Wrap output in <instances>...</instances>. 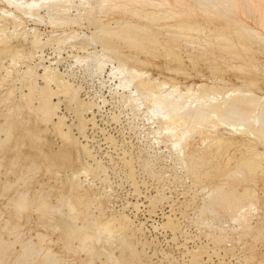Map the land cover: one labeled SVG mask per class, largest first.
Returning <instances> with one entry per match:
<instances>
[{
	"label": "bare ground",
	"instance_id": "6f19581e",
	"mask_svg": "<svg viewBox=\"0 0 264 264\" xmlns=\"http://www.w3.org/2000/svg\"><path fill=\"white\" fill-rule=\"evenodd\" d=\"M248 4L259 14L258 23L264 30V0H0L2 5L0 6V86L4 87L9 78L16 75L13 74L15 71L20 72L16 67L25 63L23 67L26 68L21 70V73H18L19 77L16 78L28 91L21 95L32 112L37 115L40 124H44L46 128L51 127L62 142V147L57 152L46 155L49 167L56 166L58 159H63L71 165L75 162L80 165L78 168L70 165L71 174L66 173V169L56 172L57 175H61V172L66 173V182L63 183V191L58 194V198L62 199V202L63 199L65 200L75 221L79 218L83 221L80 227L75 221L72 226L67 227L68 236L79 234L80 229H83L79 234V240L85 243L86 249L88 245L93 248L92 255L97 256L102 264H127L125 259L121 260V257L114 256L112 247L117 246L115 245L117 240L131 246L130 240L133 238L130 237L134 236L136 231L132 227V219L125 215L111 213L102 217L104 214L94 213L96 212L94 208L98 207L95 205L97 192L92 186H87L82 177H87L91 171L99 167L98 160H95L96 168L87 160V157L94 159L96 153H92L86 134L87 122L93 123V126L97 124L94 108L99 107V104L82 99L83 97L80 96L82 85L76 86L70 77L77 73V69L83 71L84 76H98L100 84L109 89L110 95L116 102L128 107L136 115L142 113L147 117L146 119L157 124L155 133L164 135V139L156 140L169 142L181 157V161L197 170L198 179L203 178L202 182H209V185L203 187L209 198L204 210L210 211L211 207H219L222 211L233 213L230 216H233L232 218L240 225L245 224V227L250 228L252 218H249V214L252 215L259 206L264 208V151L260 150L261 146L264 147V88L261 86L264 77L261 76L263 72L257 64L258 54L264 51V33L251 27L242 17L237 18L238 15L247 16ZM230 10L236 17L229 19L226 17ZM27 20L36 24L48 22L53 28H58L60 24L81 27L88 23V25L93 24L97 32L81 35L76 29L65 30V27L61 32L54 33L55 29L53 33L46 34L38 27H28ZM112 23L115 27L112 25L110 28ZM121 39L125 42L124 46L120 43ZM188 40L201 42L199 47L201 56L209 48L217 46L240 59L241 64L235 68L240 73L248 74L242 76L245 87L233 88L231 91L224 90L231 80L217 75L223 71L218 65L212 67L215 74L213 79L218 86L206 82H193L188 85L181 81L180 77L191 76L180 48V41ZM97 45L101 46L100 53H97L98 50H90V47L96 49ZM64 46L70 47L71 50L86 51V54L73 58L67 73H63L59 68L63 61L60 50L58 58L54 60H48L44 54L46 47H55L53 49L57 51ZM143 54L145 58L141 56ZM149 56L154 58L164 56L169 61L161 66L152 62ZM210 56L213 59L212 55ZM36 57L39 58V63L32 64ZM189 59L195 66L196 74L204 76L202 68L197 67L196 58L189 56ZM5 60H8V64H5L7 63ZM45 62L49 64H44ZM148 66L166 69L176 77L156 76ZM40 79L43 84L38 82ZM13 91L10 87L6 94L11 95ZM102 97L108 104L105 95ZM56 99L58 100L55 101ZM62 101L66 102L65 107L76 113L79 121L77 128L80 133L77 135H81L86 143L74 136L76 133H73L72 128L75 127L66 123L65 115H59V105ZM14 102L15 100L13 104ZM86 114H92L91 118H87ZM10 122L14 121L11 119ZM10 129L11 127L6 130L7 139L12 135ZM221 129L226 132H222ZM166 148L169 149L168 146ZM203 164L206 165L204 171L200 170ZM33 167L36 168L35 162ZM131 168L130 172L134 167ZM98 203L101 205L102 202ZM42 206L47 208L50 205L42 204ZM57 211H60V208L58 210L57 207ZM167 218L168 222H165L176 229L178 224L173 223L170 216ZM259 227L260 231L264 229L263 224ZM64 236L67 237L66 233ZM38 237L42 244L44 236L38 234ZM43 248L41 247V250ZM47 255L45 259H49H46L44 264H56L60 260L52 252L48 251ZM21 257L28 258L26 250ZM132 258L135 260L136 257ZM149 262L151 263L150 259ZM22 263L27 264L25 260Z\"/></svg>",
	"mask_w": 264,
	"mask_h": 264
},
{
	"label": "rangeland",
	"instance_id": "374dc122",
	"mask_svg": "<svg viewBox=\"0 0 264 264\" xmlns=\"http://www.w3.org/2000/svg\"><path fill=\"white\" fill-rule=\"evenodd\" d=\"M247 7V16L238 15L237 18L242 17L251 27L264 33L260 23H258L260 22L259 14L253 10L251 5L248 4ZM226 17L229 19L236 17V15L230 10L229 15ZM141 22L144 23V21ZM26 23L28 27H38L46 34L53 33L55 29L54 33L61 32L65 27V30L76 29L81 35H91L97 32L95 26L93 24L88 25V23L81 27L60 24L63 27L59 25L58 28L51 27L52 25H48V22H45L47 24H36L31 20H27ZM111 26L115 27V24L112 23L109 27L111 28ZM120 43L123 46L125 45L122 39ZM200 45L201 42L180 41L185 66L189 68L191 73L188 78L180 77L181 81L186 82L188 85L193 82H206L209 85L218 86L214 82L213 75L215 74L212 69L213 66L218 65L223 71L217 75L231 80L224 90L231 91L233 88L245 87L242 76L248 74L240 73L235 68L241 64L240 59L228 50L217 46L209 48V52H202L201 56ZM64 47H62L63 49H57V51L53 49L55 47H46L44 54L48 60H54L58 58V51L60 50L61 53H59L61 58L63 57V63L61 62L59 68L63 73H67V70H69L67 68L73 58L77 55L86 54V51L81 52L77 49L71 50L68 46ZM125 49L127 50V48ZM90 50H98V52H95L100 53L101 46L97 45L96 49L90 47ZM210 55L213 59L210 58ZM141 56L145 58L144 54ZM189 56L196 58L197 67L202 68L204 76L196 74L195 66ZM148 58L161 66L169 61L164 56L157 58L149 56ZM258 58L257 64L263 72L261 76L264 77V51L262 54H258ZM7 61L5 60V62ZM37 63H39V58L36 57L32 64ZM5 64H8V62ZM24 64L21 63L16 67L20 71L19 74L21 70L26 68L23 67ZM44 64H49V62ZM148 69L153 70L156 76L176 77L175 74L166 69L156 66H148ZM79 70H76L77 73L79 72L78 74L75 73L70 77L71 81L76 86L82 85V90H80L82 99L95 101L99 104V107L94 108L97 124L93 126V123L87 122L88 142L85 139L83 140L81 135H77L79 133L77 128L79 121L76 113L65 107L67 106L65 101H62L59 105L58 112L59 115H65L64 119L68 125L75 127H71L73 133H76L74 136L79 137L85 143L87 142L92 153H96L93 154L94 159L93 157H87V160L92 165L94 164V168L97 166L95 160H98L99 167L91 171L87 177H82L85 180L84 183L87 186H92L97 192L95 205L98 207L94 208V211H96L94 213L97 215L104 214L102 217L109 216L111 213L112 215H125L130 220L132 219L131 224L133 222L132 227L136 231V234L130 237L133 238L130 240L132 244L129 246L117 240L115 242L117 246L112 247L115 253L114 256L121 257V260L125 259L128 262L127 264H264V229L261 231L258 229L259 226L264 225V208L259 206L257 210L253 211L252 215L249 214V218H252L250 228L255 232L247 226L248 230H246L245 224L240 225L238 221L232 218L233 216H230L233 213L222 211L219 207H211L213 209L209 208L210 211H205L204 207L208 204L209 198L203 187L209 185V182H202L203 178L198 179L199 177L196 176L197 170L191 168L192 165L189 166V164L183 163L181 157L169 142H160V140L158 142L156 140L164 139V135L155 133V129L158 127L157 124L146 119L147 117L142 113L136 115L128 107L116 102L110 95L109 89L100 84L98 76H84L83 71ZM18 73L15 71L13 74L16 75H12L4 87L0 86V244L3 245L0 248V264H16V261L17 264H21L24 260L27 264H44L46 259H49H45V257H48V251L54 253L60 259L56 264H88L89 261H91L89 264H102L97 256L92 255L93 248L88 245L90 249L88 247L86 249L84 247L85 243L79 240V234L82 233L83 229H80L79 234L75 233L70 237L68 236L67 227L72 226L75 219L70 213L65 200L63 199L62 202V199L58 198V194L63 191L62 187L63 183L66 182V173L71 174L69 170L71 164L63 159H58L56 166L49 167L46 155L57 152L62 147V142L51 127L46 128L44 124H40L37 115L26 104L22 95L28 91L22 87L20 81L16 80L19 77ZM39 81L43 84L41 79ZM261 86L264 88V78ZM10 87L13 88L12 94L14 93V95L6 94ZM227 87H230V89ZM104 95L108 104L102 99ZM4 96H6L5 99ZM7 100L12 103H8ZM34 104L36 105V102ZM63 111L64 113H62ZM85 116L91 118L92 114H86ZM11 119L14 122H10ZM9 127H11L10 133L12 135L7 139L6 130ZM221 131L226 132L223 129ZM107 136L108 139H106ZM153 139L157 141L156 144ZM111 140L112 142H110ZM113 141H116V144ZM167 146L169 149L166 148ZM93 147L94 149H92ZM260 150L264 151V147L261 146ZM126 151L127 153H124ZM1 156H4V158ZM126 160L128 161L126 162ZM32 162H35L36 168L33 167ZM71 166L78 168L80 165L75 162ZM130 168L133 171L130 172ZM65 169L67 170L66 173L61 172V175H57V170ZM203 169L206 170L205 164L200 167V170ZM129 173L134 175L131 176ZM21 194V198L24 199L18 201L21 199ZM99 201L102 202L101 205L98 203ZM42 204L50 205L47 207L50 210ZM57 207L58 210L60 208V211H57ZM211 211L215 213H211ZM167 216H170L173 223L178 224L176 229L171 228L165 222H168ZM75 222L78 227L83 224L80 218L76 219ZM173 230H176V232ZM65 233L67 237L64 236ZM245 233L248 236H244ZM38 234L44 236L42 244ZM81 245L82 247L79 248ZM41 247L44 248L41 250ZM24 248H26L28 256L26 259L21 257L25 251ZM130 256L136 257L135 260ZM196 256L197 258H195ZM140 258L141 260H139ZM132 260L135 262L133 263Z\"/></svg>",
	"mask_w": 264,
	"mask_h": 264
}]
</instances>
